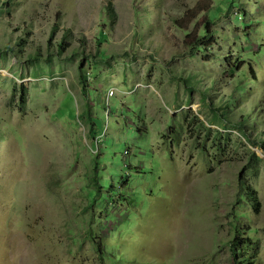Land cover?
Wrapping results in <instances>:
<instances>
[{"label": "rangeland", "instance_id": "374dc122", "mask_svg": "<svg viewBox=\"0 0 264 264\" xmlns=\"http://www.w3.org/2000/svg\"><path fill=\"white\" fill-rule=\"evenodd\" d=\"M198 1L0 0V264H246L242 247L253 255L247 264H264V149L233 122L241 99L248 106L262 94L264 0H201L222 8L215 55L189 52L172 22L188 20ZM100 30L110 40L104 62ZM230 56L226 69L221 57ZM82 58L99 61L86 65L84 84ZM189 74L200 82L192 90L180 79ZM232 89L239 100L223 120L210 104L232 107ZM202 121L221 132L209 149L199 144ZM249 132L263 138L264 117ZM215 135L222 150L211 146ZM247 148L259 157L251 171ZM96 159L117 188L91 206ZM239 171L256 208L238 197ZM233 209L245 216L233 221Z\"/></svg>", "mask_w": 264, "mask_h": 264}, {"label": "trees", "instance_id": "16d2710c", "mask_svg": "<svg viewBox=\"0 0 264 264\" xmlns=\"http://www.w3.org/2000/svg\"><path fill=\"white\" fill-rule=\"evenodd\" d=\"M226 7L227 8H231L234 6V0H226ZM208 3V2H207ZM206 2L201 3V0L198 1L196 3V5L194 7H192L190 9L191 11V15L187 16L188 20L182 19V17H173L172 22L179 28L183 29L185 31V37H187L188 42H189V48L188 51L191 53H194L196 50H198L199 52H205L208 51L210 53L213 52L212 46L217 42V37L214 35V21L215 19L218 17V14L221 13V6L220 5H211L210 3L207 5ZM158 10V4L154 5V11L151 13L149 12V16L152 14L153 16L157 13ZM204 12V15H202V17H198V15L200 14V12ZM58 18L60 19L61 16H58ZM140 23L141 24H145L148 22V19H146V16L144 14H142L140 17ZM158 18V17H157ZM157 18L154 19V21H157ZM195 19L194 23V31H189L188 27L190 25V23H192V21ZM153 21V22H154ZM138 24V19L135 22V25ZM56 26H58V23L56 24ZM197 29V30H196ZM54 32H55V28H54ZM195 32V33H194ZM192 33L195 34V37L193 39H191V37L193 36ZM69 31L64 33L62 38L58 41L57 45V51L56 52H51V55H54L57 53L60 54L62 52V50L64 49L65 46V42L67 41V39H69ZM109 35L107 32H105V30H100L98 37L95 41L96 44V52L97 54L100 56L98 59H100V61H107V48H108V42H109ZM17 46L16 47H12L11 49H13L15 52L17 51ZM215 55V53H212ZM56 56V55H54ZM207 57H205L207 60H209L210 58H212V56L210 55H205ZM40 58V54L38 52H36V54L34 56L31 57V60H37ZM234 58V56H230V57H221V61L224 63L225 68L227 69L228 67H231V62L229 60H232ZM235 58H238L235 56ZM242 62V63H241ZM238 63L237 65V69L239 72H241V66L245 64V62L241 61ZM81 66H80V70H81V74H79V79L81 80V82L84 84L86 82V71H85V67L86 65H91V68L95 69L94 67H96L99 64V61H93L90 58H82V62H81ZM247 65V70L250 71V73L252 74V79H256L255 78V74H254V68L252 67V65L250 63H246ZM248 72V71H247ZM249 74V72H248ZM247 75V73L245 74ZM180 79H182L186 84H188L189 88H195L200 82L197 80L195 75H191L189 74L187 77L184 76H180ZM193 80V82H192ZM210 82H214V77H212L210 79ZM262 94L260 96L259 100H254L251 102V105H246L244 103V100L241 99V103H242V107L240 108V112L241 115L238 119H236L235 121H233L235 123L236 128L238 129V131L243 135V137L247 140V142H249L251 145L253 146H257L260 147L262 149H264V137L263 138H259L254 136H251L250 132L246 133V129H253L256 128V125L258 122H260V119L264 117V85L262 87ZM192 90V89H191ZM213 90L210 88H205L202 91V96L203 99H207L210 95V93ZM251 90H249L248 92H250ZM227 97H228V101L226 102L227 104L231 105L232 107H220V106H214L212 105V103L210 104V106L212 107V110L214 111V115L217 116L216 113H220V117L223 120H229L228 116L230 112H234L235 108H233V106L236 105L237 100H239V93H236V91H234L233 89L231 91H229V93H227ZM248 94H242V97H247ZM23 99L25 98V95L20 96ZM236 102V103H235ZM216 111V113H215ZM227 113V114H226ZM218 118V117H215ZM249 118H252L253 120V124L249 121ZM201 124L196 125L195 128H198V130L202 127V133L204 136V140L201 142H199L200 147L203 146L209 149V147H207V144L209 142V136L211 134H213V132L216 133V135H221V132H219L218 130H214L210 125L205 124L204 121L200 122ZM211 123V122H210ZM98 124V122H97ZM131 127L135 128L134 124H131ZM138 130V128H136ZM92 130L96 131L95 127L93 126ZM214 136V140H212V144L211 146H214L217 150H222L223 149V144L225 143V141H221V137L219 136ZM229 135H223V139H228ZM202 137V135H199V139ZM248 150V167H247V171H251L254 168V164L256 163L255 160L259 159V157L255 154V152L253 150H251L250 148H247ZM105 158H103L104 160ZM249 160V161H248ZM99 160L96 159V163H95V183L96 188H92L89 190V195L93 196V200L91 202V206L94 204V202L98 199L99 196L103 195V193L105 194L106 191H104L105 188H117L115 187L114 183L110 180V179H105L104 177H101V171L103 169H100L99 165H98ZM111 169V168H110ZM112 170V169H111ZM103 174L105 175L106 171H102ZM112 173V172H110ZM239 175V183H238V187H239V191H238V197L243 199V201L245 200L246 203L249 205H252L253 207L256 208V206L259 204L258 199H257V194H256V190L255 188H253L251 185L246 184L245 185V181H244V172H238ZM110 183V185H109ZM111 190V189H109ZM112 191V190H111ZM114 191V190H113ZM115 192V191H114ZM243 192V193H242ZM232 218L233 221L234 220H238V217H244L245 216V212H234V209L232 211ZM233 227L235 228V233L237 234L238 237H240V230L238 225H235L234 222H232ZM234 244V243H232ZM231 244V245H232ZM101 245H98L97 251H98V255H99V259L101 260L102 263H104V259H106V255H105V250L101 249L100 247ZM250 247H252L253 245L250 244ZM241 252L243 251V258L245 260V263L247 264L250 260H248L249 258H251L253 255L250 250V248L248 247H242ZM231 251H232V256L233 258H235V254H236V247L235 245L231 246ZM236 261V260H235ZM238 262V261H237ZM236 262V263H237Z\"/></svg>", "mask_w": 264, "mask_h": 264}]
</instances>
